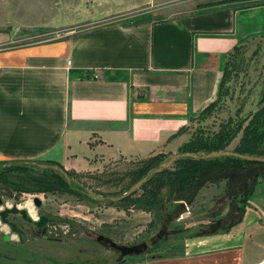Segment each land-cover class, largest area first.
I'll use <instances>...</instances> for the list:
<instances>
[{"label":"crops","instance_id":"0c3cea01","mask_svg":"<svg viewBox=\"0 0 264 264\" xmlns=\"http://www.w3.org/2000/svg\"><path fill=\"white\" fill-rule=\"evenodd\" d=\"M169 1L94 4L77 21L88 27L65 39L0 52V161L81 171L100 149L149 155L217 101L230 52L264 39V5L126 22ZM117 10L124 16L109 20ZM239 226L188 240L187 257L244 250ZM233 238L237 245L228 244Z\"/></svg>","mask_w":264,"mask_h":264},{"label":"rangeland","instance_id":"374dc122","mask_svg":"<svg viewBox=\"0 0 264 264\" xmlns=\"http://www.w3.org/2000/svg\"><path fill=\"white\" fill-rule=\"evenodd\" d=\"M117 2L0 0V52L65 39L70 33L88 27V24L79 25L77 21L94 10V4ZM256 4H264V0H172L155 13L147 14L144 19L134 18L126 22L138 23L146 19L160 21L209 13L226 7L245 9ZM119 14L118 10L115 11L109 20L124 16ZM130 14L126 13V16ZM244 59L249 64L248 68L245 66L247 72H243L236 83L226 89L220 104L210 110L203 121H190L177 135L173 134L164 140L154 153L134 157L105 154L100 149L91 157L87 169L81 171L67 169L60 164L53 165L52 162L26 161L28 167L21 174L27 179L39 180L47 175L45 168H50L59 173L56 180H66L67 186L61 188L63 191L19 193L5 189L0 183V196L4 200L0 211L17 205L30 214L31 207L36 214L40 211L50 215L53 220L46 228L22 221L21 226H18L27 233V242L21 244L18 235L13 234L0 218V264H264V166L256 168L255 176L252 175L254 178H242L233 171L205 173L199 177L185 200H171L177 195L174 194L176 189H172V194L166 190L159 200L162 205L157 206L156 211L150 212L134 206L126 209V205H119L115 201L129 194V187L140 178L141 172L138 170L142 164L151 169L143 178L145 180L152 178L157 168L165 165L173 167L175 158L189 157V153H182L200 129L216 134L230 128L234 136L223 143L225 150L233 152L241 147L245 130L252 118L244 117L249 107H257L260 100L257 82L261 74H264V39L250 41ZM249 99L251 101L246 104L245 100ZM93 144H100L99 140H93ZM198 155L209 154L201 152ZM10 162L0 161L1 178L9 174ZM15 172L10 173L16 176ZM217 178L218 181L211 180ZM250 178L255 181L251 183ZM248 180L249 185L245 184ZM140 187L135 189L137 191L130 200L141 197L143 190ZM247 188V193L252 192L247 196L250 207L243 215V209H239L238 202H232L231 198L238 197L239 191L243 192ZM35 197L43 201L40 210L34 204ZM249 210L251 215L245 219ZM237 226L235 232L245 234L244 250L206 258L187 257L185 245L188 240L215 233H230ZM6 236L11 238L10 241L4 240ZM101 236L121 246L133 247L147 243L148 250L140 255L123 256L108 242L99 241ZM228 244L237 245V238Z\"/></svg>","mask_w":264,"mask_h":264},{"label":"trees","instance_id":"16d2710c","mask_svg":"<svg viewBox=\"0 0 264 264\" xmlns=\"http://www.w3.org/2000/svg\"><path fill=\"white\" fill-rule=\"evenodd\" d=\"M229 3H231V1ZM249 43L250 42L238 46L232 52H230L227 59L224 78L221 84L219 99L209 107H207L199 117L192 119L191 121H194L196 119L203 121L206 117V114L220 104L222 98L225 95L224 92L226 91V89L228 87L230 88L233 85L232 83H236L243 72H247L249 64H246L247 60H245L244 58L248 52ZM245 66L247 68H245ZM257 83V86L260 87V100L257 102V107H249V110L247 112L248 114H246V117L244 118H252H250V122L245 130L241 147L233 151V153H236L239 156L229 155L207 159L194 158L189 156L178 159L174 162L173 167H169L158 172L157 170L160 168H157L152 178L145 179V182L141 184L143 190V194L140 197L141 199L138 198L135 200H130L131 196L137 191L136 190L130 194H127L126 196L119 198L118 200L116 199L115 201L119 202V205H126L124 206L126 207V209H128L129 206H134L136 208H141L143 210L151 212L156 211V207L162 205V201L159 200L165 194L166 190H168L172 194L174 193L172 189H176V193L174 194L177 195L174 196V198H172L171 200H185L186 195L194 187L199 177H201L205 173L217 174L219 172L233 171L235 175L242 176V178L245 176L254 178L252 175L255 176L257 172L256 168L264 166V161L259 160L264 159V88L263 90L261 89V87H264V74H261ZM250 99L245 100L246 104L247 101H251ZM255 108L257 109L255 110ZM240 112H243L242 109L240 110ZM224 133L221 130L219 133L213 134L200 129V131L197 132V136H195L193 140L189 142L188 147L182 154L189 153L198 155L201 152H206L207 154H211L214 152H227V150H225L226 146L223 143L227 138L233 137L234 134H232L230 128L227 131H224ZM27 163L28 162L26 161L10 162L9 171L15 172V170H17L15 173L18 176H13L14 174L12 175L9 172L7 177H0V183L4 185L5 189L16 190L19 193H31V191L49 193V191L56 192L62 187L67 186L66 180H56L57 176H59V173L50 168H45L44 171L47 173V175L45 177L39 178V180H32V178L27 179L26 176H23L21 174L23 173L22 170L28 167L26 166ZM52 164L57 165L53 162ZM150 170L151 169L149 167H145L144 164H142V167L138 170L139 173L141 172L140 178L129 187L130 191L138 183L144 180L143 178L147 176ZM258 175L259 174L257 173V176ZM251 178L250 180L252 183V181L255 180H252ZM211 180L218 181L219 178ZM245 184L249 185V180L245 182ZM76 190L77 189H74V191ZM61 191H63V189H61ZM248 191V188L244 189L243 192L239 191L238 197L233 196L234 198H231L232 202H238L237 204L239 206V209H243V215L247 211V208L250 207L249 201H247V196H249L252 192L250 191V193H247ZM111 199L114 198L112 197ZM115 201L111 200L112 203H115ZM226 233L229 232L227 231Z\"/></svg>","mask_w":264,"mask_h":264},{"label":"water","instance_id":"95a60500","mask_svg":"<svg viewBox=\"0 0 264 264\" xmlns=\"http://www.w3.org/2000/svg\"><path fill=\"white\" fill-rule=\"evenodd\" d=\"M229 155H235V156H239L238 154L236 153H233V152H214V153H211L207 156H199V155H195V154H189L190 157H194V158H203V159H207V158H215V157H221V156H229ZM186 156V155H184ZM243 157V156H242ZM177 159L175 158L174 159V162L176 161ZM261 161H264V159H259ZM170 165H165L164 167L160 168L157 170L158 171H162L163 169H166V168H169ZM144 181L138 183L130 192L132 193L133 191H135V189H137L138 186H140L142 183H144ZM34 204L37 208H42L43 206V201L41 199H39L38 197H35L34 198ZM4 205V200L3 198L0 196V209L3 207ZM10 214H21L27 221L29 222H33V220L31 219V216L29 214V212L27 210H21L19 209V207L17 205L13 206V208H7V209H4V210H1L0 211V218L2 219L3 223L6 224V225H9L12 229V231L18 235L20 241L22 244H25L27 242V234L25 233L24 230L20 229L17 224L11 222L9 220V215ZM47 220L48 218L47 217H42L41 221L40 222H37L36 224L39 226V227H44L47 223ZM10 237L9 236H6L4 238V240L6 242L10 241ZM106 241L110 244V246L118 251H120L122 253L123 256H129V255H140L142 254L143 252L147 251L148 250V244L147 243H143V244H140V245H137V246H133V247H130V246H121V245H118L114 242H111L109 240H105L104 237H100L99 238V241Z\"/></svg>","mask_w":264,"mask_h":264},{"label":"flooded vegetation","instance_id":"af4514ba","mask_svg":"<svg viewBox=\"0 0 264 264\" xmlns=\"http://www.w3.org/2000/svg\"><path fill=\"white\" fill-rule=\"evenodd\" d=\"M39 210L41 209V208H38ZM37 215L39 216V219L38 220H34L33 222H29V221H27L21 214H10L9 215V220L11 221V222H13V223H15V224H17V226L19 225V226H21V222L22 221H24V222H27L28 224H32V225H35L36 227H38V228H41V227H39L36 223L37 222H40L41 221V219H42V217H47L48 218V220H47V223H46V225L44 226V227H42V228H46L47 226H49L50 225V223H52V217L50 216V215H45L44 213L42 214V213H40V211H38L37 212ZM9 226V225H8ZM18 226V227H19ZM10 227V226H9ZM20 228V227H19ZM10 229H11V227H10ZM21 229V228H20ZM11 231H12V229H11ZM13 232V231H12ZM13 234H15L14 232H13ZM27 234V233H26ZM20 243H21V241H20ZM22 244V243H21Z\"/></svg>","mask_w":264,"mask_h":264},{"label":"clouds","instance_id":"9594fccd","mask_svg":"<svg viewBox=\"0 0 264 264\" xmlns=\"http://www.w3.org/2000/svg\"><path fill=\"white\" fill-rule=\"evenodd\" d=\"M30 207V205H29ZM30 215L32 217L33 220H38L39 219V216L36 214V211L30 207Z\"/></svg>","mask_w":264,"mask_h":264},{"label":"built area","instance_id":"2783aa9c","mask_svg":"<svg viewBox=\"0 0 264 264\" xmlns=\"http://www.w3.org/2000/svg\"><path fill=\"white\" fill-rule=\"evenodd\" d=\"M0 45H1V42H0Z\"/></svg>","mask_w":264,"mask_h":264},{"label":"bare ground","instance_id":"6f19581e","mask_svg":"<svg viewBox=\"0 0 264 264\" xmlns=\"http://www.w3.org/2000/svg\"><path fill=\"white\" fill-rule=\"evenodd\" d=\"M30 211V210H29Z\"/></svg>","mask_w":264,"mask_h":264}]
</instances>
